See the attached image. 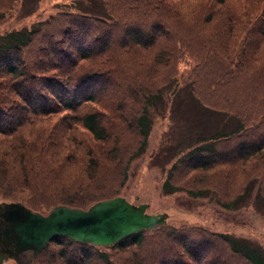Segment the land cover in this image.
<instances>
[{
  "label": "trees",
  "instance_id": "trees-1",
  "mask_svg": "<svg viewBox=\"0 0 264 264\" xmlns=\"http://www.w3.org/2000/svg\"><path fill=\"white\" fill-rule=\"evenodd\" d=\"M260 1L264 7V0ZM64 4L66 9L57 14L0 32L1 195L38 211L33 200L36 190L51 195L44 186L60 175V161L77 160L75 153L82 151L83 171L97 167L100 171L103 160H117L122 146L112 135L116 130L123 134L129 119L141 135L134 154H142L152 127L150 112L158 103L167 107L171 102V112L182 103L196 110L193 120L199 117L192 121L197 130L194 140L176 162L185 157L193 166L206 168L216 161L245 162L264 156V27L255 22L256 15L244 16L232 0H217V5L200 0H70ZM197 6L203 23H216L204 30L192 21L194 29L206 35L200 41L192 40L191 32H176L172 24L193 17ZM249 26L260 36L254 42L247 40ZM142 54L175 71L153 89L140 80L122 89L112 69L119 59ZM179 64H189L191 73L184 77ZM197 74L221 104L209 107L201 102ZM133 103H141V111ZM118 121L122 124L112 130ZM223 141L232 144L224 156L217 153V144ZM7 182L11 184L5 187ZM76 182L74 189L67 185V190H59L56 195H62L61 201L54 200L47 208L61 204L87 208L112 197L100 189L89 198L75 197L85 184L84 179ZM20 183L22 188H17ZM162 187L167 193L178 190L168 179ZM249 191V186L244 187L223 206L239 208ZM257 198L264 201L258 194ZM154 231L134 232L106 247L56 236L33 264H226L223 256L229 254L243 261L234 259L237 264H264L262 244L228 233L211 235L205 229L195 240L181 236L178 247L169 250L161 248L175 238L177 229L164 230L158 250L142 255L146 233ZM213 239L225 244L218 253L207 249Z\"/></svg>",
  "mask_w": 264,
  "mask_h": 264
},
{
  "label": "rangeland",
  "instance_id": "rangeland-1",
  "mask_svg": "<svg viewBox=\"0 0 264 264\" xmlns=\"http://www.w3.org/2000/svg\"><path fill=\"white\" fill-rule=\"evenodd\" d=\"M21 1L0 0V14H3L0 18V32L12 27L28 25L34 21L43 20L49 15L57 14L66 9L64 3L70 0H26L23 4ZM200 1L204 5H217V0ZM232 1L237 2L238 10H244V13L241 14L245 16L247 13L250 17L256 15L257 20L255 22H260L264 27V7L260 0H240V3L239 0ZM192 7H195V4ZM202 20L203 15L198 8L193 17L179 18L172 24L176 32H191L190 38L192 40L197 38L200 41L206 35L196 31L192 21H197L200 28L204 30L213 28L216 24L213 21L205 24ZM106 24L110 25V22H106ZM249 28L247 29V40L254 42L253 40L257 36L259 39L260 36L254 28L250 26ZM118 62L120 64L114 66L112 75L122 89L131 86V83H137V80H140L144 87L153 89L155 86L164 83L166 77L175 71L174 67H165L160 64L161 62L153 61L148 54L134 56L132 60L130 57L128 59L121 58ZM182 67L183 64H179V68ZM182 69L184 77L185 74L188 76L191 73L189 64ZM195 80L197 95L200 96L202 103L209 107L222 103L214 94L209 93L198 74ZM166 104L167 107H163L162 104L158 103L150 112L152 127L145 152L140 155L134 154L141 141V135L137 133L133 122L131 125L130 119L127 120L124 133L120 134L116 130L112 135V140H120L122 146L117 160L112 162L107 159L103 160L100 171L98 170L99 167L94 170L83 171L82 158L80 157L83 155L82 151L75 153L78 154L77 160L69 161L67 164L60 161V175L55 180L53 177L49 185L44 186L51 190V195L48 196L46 193L42 194L36 190L33 197L35 200L34 208L43 213L47 212L49 209L47 207L52 201H61L62 195H56L59 190H67V185L74 189L77 185L76 179H84V187L75 197L89 198L91 192L100 189L105 191V196L109 194L112 197L123 196L135 204L148 203V213L167 214L164 225L154 228L155 231L152 233H146L142 255H146L145 253L152 251L151 249L158 250L160 239L164 237V230L167 231L170 228L177 229L175 238L167 240L161 249L177 248L181 242V236L193 240L198 239L203 233L202 229L210 231L209 234L211 235V232H222L247 237L264 247V201L262 202L257 198V194L260 199L264 197V156L252 158L245 162L239 160L227 161L226 163L216 161L206 168L193 166L194 163L187 161L185 157H183V161L176 162L180 155L187 152L189 142L194 140L197 130L196 126H192V121L197 122L199 117L197 116L195 120L192 119L193 110H196L190 106L180 103L173 108L174 112H171L168 107L172 103ZM91 105L88 104V106ZM133 105L140 110L142 104L133 103ZM118 106L115 105L113 108L120 109ZM133 109L132 107L130 112ZM132 115L133 113L130 114V117ZM218 121L219 118L217 123ZM53 122L54 120H51L49 126ZM120 124L122 123L118 121L112 130L117 129ZM230 146H232L230 142L218 143L217 153L224 156L229 151ZM1 157L4 160L3 154ZM77 168L82 171H75ZM0 169L2 168L0 167ZM165 179H168L169 183L176 186L178 190L173 193L165 192L162 187ZM10 184L7 182L4 186ZM246 186H249V195L239 202V208L232 210L223 206V203L242 193ZM17 188H22V183L18 184ZM40 189L42 187H39L38 190ZM69 196L71 195L67 194V197ZM8 197L10 196L0 194V202L11 201V198ZM203 246L204 244L201 245V248ZM223 246L225 244L222 241L218 242L213 239L211 247L207 249L218 253ZM223 257H227L226 260H223L224 263L226 261V264H237L234 259L238 260L239 263L243 262L230 254Z\"/></svg>",
  "mask_w": 264,
  "mask_h": 264
},
{
  "label": "water",
  "instance_id": "water-1",
  "mask_svg": "<svg viewBox=\"0 0 264 264\" xmlns=\"http://www.w3.org/2000/svg\"><path fill=\"white\" fill-rule=\"evenodd\" d=\"M147 203L133 204L122 196L97 201L88 208L53 207L46 215L27 210L15 218V230L23 243L38 251L57 235L74 241L107 246L142 229L166 222V213L146 212Z\"/></svg>",
  "mask_w": 264,
  "mask_h": 264
},
{
  "label": "flooded vegetation",
  "instance_id": "flooded-vegetation-1",
  "mask_svg": "<svg viewBox=\"0 0 264 264\" xmlns=\"http://www.w3.org/2000/svg\"><path fill=\"white\" fill-rule=\"evenodd\" d=\"M6 203L0 202V264H32L36 251L23 243L15 230V218L25 215L26 209Z\"/></svg>",
  "mask_w": 264,
  "mask_h": 264
}]
</instances>
